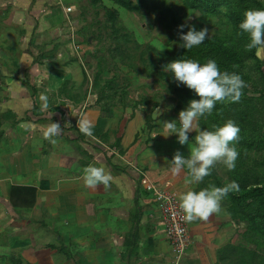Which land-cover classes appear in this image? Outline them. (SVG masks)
Instances as JSON below:
<instances>
[{
  "label": "rangeland",
  "instance_id": "obj_1",
  "mask_svg": "<svg viewBox=\"0 0 264 264\" xmlns=\"http://www.w3.org/2000/svg\"><path fill=\"white\" fill-rule=\"evenodd\" d=\"M231 1H236L240 8L249 2ZM64 6L70 7L71 12L66 14L62 9ZM251 7L264 9V0H255ZM231 13L227 4L210 7L204 6L200 0H0V144L7 147L10 137L7 134L6 138L5 132L8 133L10 128L12 131L24 129L23 122L31 119L38 121L39 127L51 121L59 123L63 133L68 131V137L76 128L78 117L74 114L85 117L88 111L99 109L101 114L113 111L112 121H103L104 127L99 128L102 135L94 128L92 137L81 133L82 139L96 141L102 146L100 140L111 149L118 148L120 123L127 117L130 121L136 120L135 116L139 115L143 127L135 134L130 146L141 143V136L146 135L149 146L155 141V130L163 129L161 122L176 119L179 111L191 100L184 92L172 94L170 86H177V83L164 70V66L183 50L179 46L178 26L183 24L184 32L192 26L197 30L208 29L209 38L198 46L201 49L196 53H202L210 40L220 41L228 47H242L243 35L233 24ZM255 54L257 64L254 71L249 67L250 61L245 68H240L253 80L242 78L247 87L241 100L234 103V111L238 106L244 108L243 113L233 114L241 122L237 123L239 127L242 125L236 143L239 153L236 167L228 171L222 164L215 165L197 188L223 186L235 180L239 191L249 185L261 188L264 194V51L255 50ZM190 93L194 96L192 99L199 98L192 90ZM41 94L48 97L50 107L47 110L41 106ZM227 104L230 103L218 102L211 115L200 118L199 126L212 130L227 119L233 120L229 109L226 111ZM189 139L193 144L194 138L189 135ZM238 192L230 193L221 202L223 211L220 214H214L207 221L188 223L191 238L185 254L188 259L189 253H198L202 264H264V236L247 218L248 214L264 212V200L250 196V204L238 208L234 206V196ZM175 196L179 201V195ZM42 199L51 198L42 196ZM137 200L145 215L146 226L142 224L141 237L137 233L126 237L128 232L123 233L126 241L131 239L133 244L137 243L136 256L128 264L138 262L136 260L143 255L149 256L145 250L151 240L160 250L168 246L153 196L146 189V192L138 193ZM133 201L126 205L130 218L135 208ZM109 209H97L94 221L82 228L75 226L76 217L70 209L56 221L46 215L38 223L55 231V222L61 221L58 227L61 231L54 234L58 237L61 252H64L65 263L73 264L79 254L90 253H85L87 248L105 245L111 246L108 247L110 250L112 246L116 248L120 256L115 264H122L125 260L118 249L122 236L119 230L120 227L126 228V224L110 225L109 217L117 218L118 214ZM0 211L4 215L2 223H8V217L15 209L6 201L1 202ZM80 215L88 219L92 213L84 208ZM155 218H158L157 225L150 228ZM103 223L104 226L100 227ZM97 229L106 233L110 231L112 235L93 234ZM155 230L157 232H153ZM79 244L90 246L77 251L74 248ZM13 246L7 235L0 233V264H29L25 263L24 251H3L7 247L19 248ZM49 253H40L41 264L63 263V259L50 258ZM95 254L98 255L95 264H113L108 250H96ZM124 255H127V246ZM84 264H89L87 259Z\"/></svg>",
  "mask_w": 264,
  "mask_h": 264
},
{
  "label": "crops",
  "instance_id": "obj_2",
  "mask_svg": "<svg viewBox=\"0 0 264 264\" xmlns=\"http://www.w3.org/2000/svg\"><path fill=\"white\" fill-rule=\"evenodd\" d=\"M103 114L99 109L98 111L95 109L88 111L85 115L95 124V130L98 134H100V126L104 127L103 121L108 119L109 123L113 118V111L107 114L103 112ZM135 117L136 120L130 121L127 117V120L120 123L118 132L120 136L118 133L115 134L120 137V142L118 148L113 149L103 145L99 139L102 146L96 141H89L87 138L82 139L77 124L76 128L72 129L70 136H66L68 131H64L67 134L61 132L55 138L56 143L54 144L43 139L42 126L39 127L38 121L35 122V119L23 122V127L27 124L35 125L31 131H26L24 127V129L20 130L19 128L14 131L10 128L8 133L5 132V137L7 138L6 135L8 134L10 138L7 147H2L0 144V205L1 202L7 201L10 207L15 209V212L9 215L10 221L8 223H2L1 219L4 215L0 211V233L7 235V240L14 243L13 247L19 248L7 247L3 250L4 252L8 250L24 251L25 263L41 264L40 253L50 251V258L55 257L57 261L63 259V263L60 264H70V262H64V252H61L58 237L54 234L61 231L58 228L61 221L55 222L57 226L55 231L43 227L38 222H41L46 215H50L56 221L58 216L63 215L64 212L70 209L76 217L74 220L75 226L82 228L94 221L97 209L103 208L106 210L110 207L109 210L118 215H116L117 218L109 217V224H118V226L126 224V228L120 227L119 230L122 236H120V242H118V249L119 253L122 251L121 258L125 260L122 264H128L135 258L137 243L133 244L130 238L128 241L125 239L127 236L133 237L135 233L141 237V227L142 224L145 225L143 219L145 215H143L140 204L138 205L139 202H137L138 193L146 192L148 182L156 184L174 195H179L181 192L188 190L189 187L185 183L186 170H182L179 174H173L169 162L177 150L187 157L192 147L191 143L188 146L180 145L175 135L168 137L160 135L163 134V129L155 130L157 134L155 141L153 140L149 146L148 143L146 144L147 135L141 136V143L137 142L135 145L130 146L135 139V134L143 127L139 122V115ZM189 135L194 138L195 132H190ZM23 139L25 141H22ZM103 140L106 141L107 139ZM1 143H4V141H1ZM88 165H104L113 178L110 185L108 187L104 185H98L94 188L87 187L83 180V169ZM136 169L142 171L144 177ZM148 192L151 196L152 193ZM42 196L51 199L44 201ZM130 201H133L135 205L131 218L126 213V205ZM84 208L92 213V216L88 219H84L80 215ZM128 218L131 219L129 228L127 225ZM102 219L104 222V218ZM155 219L149 225L150 228L156 227L157 223L155 221L158 218ZM103 226L104 223L100 227ZM163 231L165 235V226ZM125 232L128 233L123 238ZM153 232H157V230ZM93 234L98 236L112 235L110 231L106 233L98 229L94 230ZM54 239L57 240L56 243ZM165 239L168 246L164 250H160L157 244H154L151 240L148 249L145 250V253L149 256L143 255L139 260L135 259L138 262L132 261V264H168L172 252L166 235ZM190 243L191 238L189 245ZM48 245L50 247H47ZM86 246H90V244H79L74 249L81 251L84 250L81 248H86ZM126 246L127 255L123 256ZM108 247L103 245L91 249L87 248L85 253L88 251L90 253L85 254V256L79 254L78 258L73 260V264H84V259H87L89 264H92V262L95 264L98 262V255L95 254L96 250L102 252L108 250L111 253L110 260L115 264L120 255L117 254L114 246L111 250ZM62 255L63 258H61ZM189 256V259L185 256L183 264L201 263L200 254L190 255L189 253ZM104 261L105 259L102 260V263Z\"/></svg>",
  "mask_w": 264,
  "mask_h": 264
},
{
  "label": "clouds",
  "instance_id": "obj_3",
  "mask_svg": "<svg viewBox=\"0 0 264 264\" xmlns=\"http://www.w3.org/2000/svg\"><path fill=\"white\" fill-rule=\"evenodd\" d=\"M184 27L183 24L178 26L179 46L185 50L198 47L209 38L207 28L197 30L192 26L184 32ZM238 29L240 34H246L248 37L246 44L248 51H264V9L246 10ZM164 70L171 75L177 86L184 85L199 97L189 100L187 106L179 111L176 119L161 122L163 134H159L165 137L175 135L180 145L188 146L189 133L195 132L187 157L177 150L169 163L173 174L186 170L185 183L192 186L181 192L178 197L183 212L182 219L187 223L207 221L214 214L223 211L221 202L230 193L238 192L239 185L233 180L223 186L210 185L203 188L197 186L204 182V178L211 174L217 164H222L228 171L235 169L239 156L236 143L239 140L240 127L234 120L227 119L212 130H208L199 126V120L201 117L211 115L218 102L238 103L247 84L240 74L221 71L214 59H208L203 63L190 58L174 59L164 66ZM39 99L42 108L49 109L48 97L41 94ZM156 113L159 115L158 109ZM74 115L78 117L79 132L86 137H92L95 124L86 117ZM24 127L26 131H31L35 125L27 124ZM61 132V125L56 122L51 121L42 127L43 139L53 144ZM112 179L104 165H88L83 169V180L87 187L94 188L98 185L108 187Z\"/></svg>",
  "mask_w": 264,
  "mask_h": 264
},
{
  "label": "trees",
  "instance_id": "obj_4",
  "mask_svg": "<svg viewBox=\"0 0 264 264\" xmlns=\"http://www.w3.org/2000/svg\"><path fill=\"white\" fill-rule=\"evenodd\" d=\"M200 1L202 4H204V6H210V7H216L217 5L220 4H227L229 8L232 10L231 18L237 30H239L238 24L243 18V13L247 9H251L252 4L255 2V0H248L249 2L246 3L242 8H240L239 4H237L236 1L232 2L231 0H200ZM242 35H243L242 47H240L239 45L234 47H228L225 46L220 41L215 42L213 40H210L204 46V51L202 53H196V50L201 49L198 47H194L191 50L183 49L181 52L176 54L174 59L190 58V59L198 60L201 63L205 62L208 59H214L216 60L221 71L227 70L229 72H236L242 75V78H244L246 81L247 80L251 81L253 80V78H251V76H249L248 74H244L243 71L240 70V68H245L247 61H250L249 67L252 68V71H254L253 67L257 64V56L255 54V50L248 51L246 49V44L248 43V37L246 34H242ZM170 91L174 95H178L180 92H184L186 98L192 99V97H194L190 93V89H188L186 86L179 87L176 86L175 84H172L170 86ZM219 105L220 104H218L217 106ZM234 106H235L234 103H230L229 105L227 104L226 111L227 109H229V114L231 113V117L233 118V120L236 123L241 124V122L237 121L233 117V114L234 112L243 113L244 108L238 106L237 111H234ZM102 115L104 114L102 113ZM250 196L252 197V199H259L261 201L264 200V194L261 191V188L245 185L238 192V194L234 196V200L236 201V204L234 206L238 208H243L245 205L248 206L250 204L248 200ZM247 218L249 221L254 222L255 226L262 231V234L264 236V212H255L253 214H248Z\"/></svg>",
  "mask_w": 264,
  "mask_h": 264
},
{
  "label": "built area",
  "instance_id": "obj_5",
  "mask_svg": "<svg viewBox=\"0 0 264 264\" xmlns=\"http://www.w3.org/2000/svg\"><path fill=\"white\" fill-rule=\"evenodd\" d=\"M62 9L66 14L71 12V8L68 6H64ZM139 172L144 177V173ZM147 190L152 193L164 222L165 235L171 246V264H182L190 237L187 222L182 219L183 212L180 202L174 194L165 191L156 184L148 182Z\"/></svg>",
  "mask_w": 264,
  "mask_h": 264
}]
</instances>
